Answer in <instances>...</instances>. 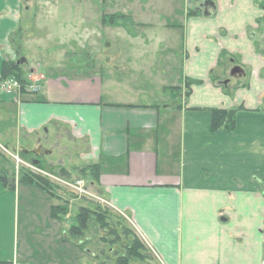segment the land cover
Wrapping results in <instances>:
<instances>
[{"label": "crops", "instance_id": "0c3cea01", "mask_svg": "<svg viewBox=\"0 0 264 264\" xmlns=\"http://www.w3.org/2000/svg\"><path fill=\"white\" fill-rule=\"evenodd\" d=\"M187 1L168 8L180 16L174 23L154 6L139 9L142 21L119 12L150 37L132 36L128 59L118 49L101 69H75L60 64V50L50 67L30 62L15 38L27 22L20 0H0V143L99 165L95 196L132 222L161 264H263L264 10L261 0H210L205 14L202 0V12L191 15L197 5ZM53 12L55 19L57 6ZM74 23L87 29L82 16ZM224 52L228 64L220 63ZM5 60L17 61L40 90L6 91ZM239 107L234 130H212L214 109ZM55 205L36 183L17 178L12 189L0 180V262L26 264L41 251L37 264L50 263Z\"/></svg>", "mask_w": 264, "mask_h": 264}, {"label": "rangeland", "instance_id": "374dc122", "mask_svg": "<svg viewBox=\"0 0 264 264\" xmlns=\"http://www.w3.org/2000/svg\"><path fill=\"white\" fill-rule=\"evenodd\" d=\"M20 4L22 19L27 22L16 33L17 42L23 40L22 44L19 43L18 49L28 57L30 62L40 60L49 67L52 66L60 50L64 53L61 57L63 59L59 61L60 64L65 67L71 65L75 69L92 65L94 62L97 69H101L103 65L105 67L103 58L119 57L118 49H122L121 55L128 59L129 54L133 55L132 36L150 37L148 29L133 26L130 17L124 18L125 14L128 16L133 14L136 16L135 20L142 21L145 19L139 9L154 6L159 14L166 13L164 19L174 23L180 19V16L170 15L167 12L168 8L172 5L181 6L182 9L189 6L187 0H20ZM55 6L58 8L55 14L57 19L53 18ZM135 8L139 13H136ZM119 12L125 14L119 16ZM80 16L87 19V29L84 27L80 29L79 26L75 28L77 25L72 24V20H77ZM69 18V24H64ZM36 23L40 25L35 28ZM69 30L72 31V35H67ZM74 30L78 31V36ZM80 31H83L81 35ZM82 35H88V37L80 40L79 36ZM71 39L73 41L70 42ZM107 42L112 45L108 47ZM160 56L159 54L156 61L158 66L163 64ZM176 57L180 63V48ZM127 59L123 61L127 63ZM140 62L138 59H132L131 65H137ZM228 63L229 59H227ZM39 71L46 72V67L40 68ZM177 100L183 102L180 97ZM15 152L6 149L0 143V175L9 176V179L15 177L17 180L18 178V181L25 173L43 177L49 189L47 192L56 202L57 212L61 216L57 218L55 246H52L50 252L46 250L45 253V256L49 258V264H117L118 258L126 254L127 247L133 246L136 239V236L132 234H124V227L135 229L134 225L126 217L122 218L123 215L110 204L95 196L97 191L91 168L80 165V155H73V159L65 155L66 163H64L57 160V156L60 155L58 149L55 152L56 160L51 152L47 153L45 148L41 149L40 157L33 151ZM78 179L84 181L85 193L76 191L64 182ZM81 206L90 207L94 213L91 215L89 228L84 235L75 237L71 235L70 229L79 224L78 214ZM65 230L66 234H64ZM133 231L137 233L136 229ZM139 238L146 246L141 256L134 257L130 263L161 264L154 250L142 237L139 236ZM30 246L32 247V237ZM31 249L39 250L36 247ZM39 254L43 253L41 251L34 253V257L26 264H37L36 259L40 256Z\"/></svg>", "mask_w": 264, "mask_h": 264}, {"label": "trees", "instance_id": "16d2710c", "mask_svg": "<svg viewBox=\"0 0 264 264\" xmlns=\"http://www.w3.org/2000/svg\"><path fill=\"white\" fill-rule=\"evenodd\" d=\"M192 1L195 3H198V2H201L202 0H192ZM260 5L262 9L264 10V0L260 1ZM201 12L202 10L198 6V4L195 8L190 7L188 10V13L191 15L200 14ZM261 21H264V16ZM226 55H227L226 52L222 53V58L220 59V63H222L224 60L227 59ZM2 74H3L4 79L14 77L22 82L27 81V79L23 77L21 65L17 61L5 60L2 66ZM215 78L216 77H214V80H217V78L216 79ZM241 109L242 107L231 109V110L214 109L212 111V122H211L212 130H218L222 127L230 131L234 130L236 126L237 114L239 110ZM89 166L91 168L92 176L94 177V179H97L99 177L100 170H101L100 166L97 164L89 165ZM0 180H2L4 184H6L9 188H12V189L15 188V185H16L15 177H12L11 179H9V176L6 177V176L0 175ZM19 182L20 183H36L49 192L48 186L44 182L43 177L41 176H35L31 173H25L23 174ZM263 182H264V177H263ZM56 208H57L56 205L52 207V216L55 218H61V216H59L57 212L58 209ZM93 213L94 211L90 207L81 206L80 212L78 214L79 224L77 226L71 227L70 229L72 236L81 237L84 235V232L89 228L90 218ZM121 217L125 219L124 216H121ZM129 228L124 227L123 232L126 235L132 234L136 236V239L134 241L135 243L133 246L127 247L126 254L118 258L117 264H131L130 260L133 259L134 257H140L142 254L141 253L142 250L146 246L143 243V241H141L138 234L135 231H133L135 229H133L132 227H131L132 229H129ZM0 264H5V263L0 262Z\"/></svg>", "mask_w": 264, "mask_h": 264}, {"label": "built area", "instance_id": "2783aa9c", "mask_svg": "<svg viewBox=\"0 0 264 264\" xmlns=\"http://www.w3.org/2000/svg\"><path fill=\"white\" fill-rule=\"evenodd\" d=\"M3 88L9 92L16 91L18 89H24L28 92L33 93V92H37L40 90V85L37 79H27V81L22 82L18 80L17 78L11 77V78L4 79ZM64 182L65 184H67L68 186L72 187L73 189H75L76 191L80 193L86 192L85 183L82 179H78L74 181L65 180Z\"/></svg>", "mask_w": 264, "mask_h": 264}, {"label": "water", "instance_id": "95a60500", "mask_svg": "<svg viewBox=\"0 0 264 264\" xmlns=\"http://www.w3.org/2000/svg\"><path fill=\"white\" fill-rule=\"evenodd\" d=\"M25 1H29V0H25ZM211 3V1L210 0H204V2L203 3H201V7L202 8H205V14H208V6H209V4ZM240 68H238V67H236V68H234L233 70H232V75H235V74H237V72H240Z\"/></svg>", "mask_w": 264, "mask_h": 264}]
</instances>
